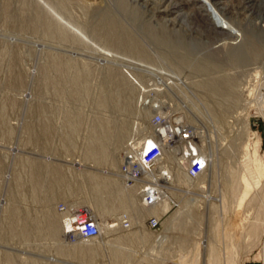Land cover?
I'll return each mask as SVG.
<instances>
[{
	"label": "rangeland",
	"instance_id": "obj_1",
	"mask_svg": "<svg viewBox=\"0 0 264 264\" xmlns=\"http://www.w3.org/2000/svg\"><path fill=\"white\" fill-rule=\"evenodd\" d=\"M63 1L67 10L54 0H0V264H141L144 258L181 264L180 257L192 264L194 244L210 240L218 244L216 264H264V221L256 233L250 230L264 193L258 172L264 167V102L258 98L264 91V0H98L101 6L87 11L80 0ZM107 10L149 62L127 53L120 28L110 42L103 36L109 21L100 11ZM51 15L59 23L48 30L41 23ZM95 23L102 32L88 30L97 29ZM62 25L70 30L67 44L52 38ZM73 33L87 37L86 44ZM102 46L111 57L118 52V60L99 57ZM159 114L194 128L198 153L207 159L199 176L204 182L188 175L186 160L163 140L164 155L147 173L165 211L145 212L137 222L145 240L116 241L109 230L124 219L133 228L120 195L139 187L128 186L120 172L124 156L156 139ZM227 166L245 172L251 186L240 207L224 183ZM111 168L116 187L103 173ZM80 209L110 229L97 238H74L67 233L74 225L67 228L65 221ZM152 217L160 221L157 228L149 226ZM229 226L232 243L225 238ZM179 233L186 234L184 247ZM115 251L131 260H117Z\"/></svg>",
	"mask_w": 264,
	"mask_h": 264
},
{
	"label": "bare ground",
	"instance_id": "obj_2",
	"mask_svg": "<svg viewBox=\"0 0 264 264\" xmlns=\"http://www.w3.org/2000/svg\"><path fill=\"white\" fill-rule=\"evenodd\" d=\"M78 1V0H77ZM81 2H83V4H84V6L83 7H85V8H83L85 11H87V10H89V9H92L93 7H96V5L97 4H100V2H98V0H80ZM183 1H186V0H183ZM102 2V1H101ZM178 2V1H177ZM249 2V1H248ZM54 3L56 4V5H58L60 8H63V10H67L68 9V6H66L65 5V2L63 1V0H54ZM167 3V2H166ZM187 3V2H186ZM179 4V3H178ZM188 4V3H187ZM54 5V4H53ZM81 5V4H80ZM164 5H167V8H165V11H163V12H168L169 13V11H171L172 10V8H170V4H169V6H168V4H164ZM180 5V4H179ZM203 5V4H202ZM210 5V4H209ZM99 6H101V5H97V7H99ZM108 6V5H107ZM200 6V5H199ZM103 7V6H102ZM105 7V6H104ZM175 7V6H174ZM51 8V7H50ZM106 8V7H105ZM197 8V7H196ZM199 8H201V7H198V9ZM205 8V7H204ZM111 9V8H110ZM109 9V10H110ZM164 9V8H163ZM203 9V8H202ZM71 10H72V8H71ZM101 10V9H100ZM109 10H107V11H105V12H103V11H100V12H102V13H104V18H103V16H102V19L103 20H105V22H106V19H108V23H109V26L107 27V25L105 24V22H103L105 25L103 26V27H107L105 30L106 31H104L103 32V36L105 37V38H112V36L115 34V31L118 29L119 30V28L121 29L120 31H121V33L120 34H122L121 36H123V39H125V41L127 42V48H128V54L129 55H131V56H133L134 58H135V60H137V62H140V63H146V62H149V60L151 59V56L146 52V51H144L142 48H141V46H139L138 45V43L134 40V38L133 37H131V35L129 34L130 32H127V31H125V32H123V30H122V23L118 20V18L116 17V15L114 16L113 14H111L110 13V11ZM174 10V9H173ZM201 9H199V10H197V11H200ZM108 11H109V13H108ZM112 12V11H111ZM195 12V11H194ZM56 13V12H55ZM69 13H70V11H69ZM198 13V12H197ZM201 13V12H200ZM199 13V14H200ZM203 13V12H202ZM74 14V13H73ZM84 14L86 15V13L84 12ZM170 14V13H169ZM205 14V13H204ZM203 15V14H202ZM52 16V15H51ZM201 16V15H200ZM101 17V16H100ZM81 18V17H80ZM53 19V20H52ZM58 18L56 17V16H52V18H51V21H48V22H45V23H41L42 25H44V27L46 28V29H48V30H53V29H55L54 28V26L55 25H57V23H59L58 22V20H57ZM62 19V18H61ZM47 20V19H46ZM49 20V19H48ZM95 20H97V19H95ZM99 20V19H98ZM210 20V19H209ZM214 21V20H213ZM212 21V22H213ZM41 22V21H40ZM97 22V21H96ZM99 23H100V20H99ZM96 25H97V29H95V30H90V29H88L92 34L95 32V33H100V32H102V25L101 24H97V23H95ZM101 25V26H100ZM59 27V26H58ZM57 29V28H56ZM124 29V28H123ZM70 30L67 28V27H65V26H61L60 27V29L59 30H57L56 32L54 31V35L52 36V38L54 37V41H55V38H58V41L61 39V40H63L62 42H64V41H66L67 40V37H68V35H69V32ZM53 33V32H52ZM52 33H51V35H52ZM114 33V34H113ZM113 34V35H112ZM73 35H74V37L77 39V40H79L80 42H82V43H85V41L87 42L88 41V38L87 37H79L76 33L74 34L73 33ZM88 35V34H87ZM90 36V35H89ZM50 37V36H49ZM73 38V37H72ZM82 38V39H81ZM107 38V40L109 41V39ZM114 39H116V38H114ZM113 39V40H114ZM111 40V39H110ZM119 40V39H118ZM121 40V39H120ZM110 42V41H109ZM122 42H123V40H122ZM52 43H53V41H52ZM67 44V42H64V44ZM89 43V42H88ZM61 44V43H60ZM64 44H62L63 46H64ZM86 44V43H85ZM114 45V44H113ZM59 46V45H58ZM87 47V46H86ZM63 48V47H62ZM89 48V47H88ZM88 48H86V49H88ZM120 48V47H119ZM47 49V48H46ZM67 49V48H66ZM91 50V49H90ZM88 51H89V49H88ZM123 51V50H122ZM126 51H127V49H126ZM50 52V51H49ZM63 52V51H62ZM98 53V56L99 57H102V58H105V59H117L118 57H117V54H118V52H117V54H115L114 55V57H111L112 56V52H110V50L107 48V47H104V46H102L100 49H99V51L97 52ZM115 53H116V51H115ZM261 53V52H260ZM89 54V53H88ZM121 54V53H120ZM59 55V54H58ZM127 55V54H126ZM55 56H56V54H55ZM59 58V57H58ZM132 58V57H131ZM255 59V58H254ZM118 60V59H117ZM184 60H185V58H184ZM180 61H182V60H180ZM187 61H189V60H187ZM245 61V60H244ZM249 61H251V60H249ZM263 61V60H262ZM183 62V61H182ZM185 62V61H184ZM181 63V62H180ZM183 66V65H182ZM186 67H187V65H186ZM187 69V68H186ZM258 98L259 99H262L263 100V102H264V91H259V94H258ZM264 104V103H263ZM215 110H217V115H220V111L215 107ZM261 111H263L264 112V108L263 109H261ZM262 112V113H263ZM167 130V129H166ZM191 132L193 133V135H194V138H196V134H195V132H194V128H191ZM165 134H166V137L164 138V140L165 141H167L168 140V142H170V136H169V133L167 132V131H165ZM198 139V138H197ZM261 137L259 136V137H257V140H256V143H255V153L257 154V156H259V153H260V148H261ZM168 142L167 143H165V145H167L168 144ZM191 142V144L193 145V147L197 150V152H198V148H197V145H196V143H195V139H193V140H191L190 141ZM171 143V142H170ZM180 143H181V145H180ZM180 143H178V144H176L177 146H173L172 144H170L169 145V150L170 151H173L176 155H179L178 157H180L182 160L184 159L185 160V157L184 156H182V153H181V155H180V153H178V151H181V152H183L184 153V151H189V146H188V141H183V140H181V142ZM181 146L184 148V150H182L181 149ZM143 148V147H142ZM142 148L140 149L141 151H142ZM179 148V149H178ZM96 152H91V154H95ZM107 153V152H106ZM137 155V153H135L133 156H136ZM182 156V157H181ZM165 157V161H169V157H168V155H165L164 156ZM182 160H181V162H182ZM257 160L258 161H260V157H258L257 158ZM112 166V165H111ZM229 166V165H228ZM227 166V169L228 168H230V167H228ZM231 166V165H230ZM224 169V168H223ZM229 170V169H228ZM233 170V168L231 167L230 168V171H229V174L227 175V179H225V184L228 182L230 185H228L227 187H228V189H230V193L233 195V196H236V199H237V203H238V206L240 207L241 206V204L243 203V201L246 199V197L248 196V193H249V191H250V184L247 182V179H246V175H245V172H241V170L239 169V171H238V173L236 172L235 173V171H232ZM171 171V170H170ZM155 172L156 173H159V172H161V173H163L164 174V171L163 170H160V168L159 167H156L155 168ZM258 172H260V176L261 177H264V167L263 168H261V167H258ZM103 173H108V175L113 179L112 180V184L111 185H113L112 187H114L115 185H114V183H117L118 181H117V177H116V175H114L115 174V172L112 170V168L111 169H109V170H105ZM178 173H176V174H172V176H174L175 178L177 177V178H180V175L178 176L177 175ZM171 176V177H172ZM129 177L130 176H126L125 177V180H126V182H127V184H128V186H135V185H138L139 187H136V189H134V194L132 193V192H124L123 193V195H120L121 197H122V200L124 201H122L123 202V204H124V206L126 207V212L130 215V218L132 219V221H133V228L131 229V230H129V228H130V226H129V228H127V227H125L123 224L121 225V226H119V228H114L113 230H109L110 229V223L107 225V224H105V225H103V221H100L99 220V218L95 215V216H93L95 219H96V221H98V225H99V228H100V231L102 232L105 228L107 229V231L109 230V232L110 233H112V235H113V238L116 240V241H123V242H127V241H134V242H136V241H139V239H142V240H145L144 239V231L141 229V227H139L138 225H137V222L140 220V218L142 217V215H144L145 214V212H147V213H149V214H156V215H161V214H163V212L165 211V206L163 205V203H157V201L159 202V200H158V193L156 192V198H157V200L154 202V203H152V205L149 207V208H146L145 206H144V203H149L148 202V200L147 199H145V197H146V193L142 190V189H144L145 188V186H147V189H153V188H156V187H153V186H151V184L153 183V179H152V176H150L149 175V173H147L146 174V176H144V180H145V178H147V179H150V181H152V182H145L143 179H135L134 181H133V183L132 184H130L129 183ZM159 178V180L158 179H155L156 180V182L157 181H162L163 182V179H160V177H158ZM200 178H202V177H199L198 179L200 180L199 182H201V184H200V186L202 185V182H204V180L203 181H201L202 179H200ZM226 178V177H225ZM102 179V178H101ZM181 180V179H180ZM103 181H104V178H103ZM227 181V182H226ZM125 182V183H126ZM179 182V181H178ZM107 183V182H106ZM197 183H198V180H197ZM232 183V184H231ZM204 184V183H203ZM225 184H224V186H225ZM118 185V184H117ZM155 186V185H154ZM199 186V185H198ZM116 187V186H115ZM225 189H227L226 187H224ZM199 190V189H198ZM148 191V190H147ZM229 191V190H228ZM138 192H139V195H138ZM121 194V193H120ZM231 195V196H232ZM160 197V196H159ZM97 202V201H96ZM102 202V201H101ZM144 202V203H143ZM121 204V203H120ZM257 204L259 205V211H263V209L262 208H264V193H263V195H262V198H261V200H259L258 202H257ZM124 206H123V208H124ZM122 207V206H121ZM125 209V208H124ZM80 210H82V209H80ZM105 210V209H104ZM83 212H86V211H84V210H82ZM258 211V214H257V217L256 218H254L255 220L254 221H252V226H250L249 228H250V230H252V233H253V231H255V233H256V230H258V227H259V225H260V227L262 226L261 225V222H263L264 221V218L262 217V215H263V213H261V212H259ZM76 212V210L70 215H67V216H69V220H67V221H65V223H66V227L68 228L69 226H71V224H72V222H73V220H74V218H75V216L77 215V213L79 212L78 210H77V212ZM69 213H70V211H69ZM88 215H89V212H86ZM49 214V213H48ZM65 216V215H64ZM264 216V215H263ZM51 219V218H50ZM52 220V219H51ZM53 223V222H52ZM64 223V224H65ZM57 223H55V221H54V223H53V230H51V231H53L54 232V234H56L57 232H59L58 230V226L56 225ZM119 225V224H118ZM60 226H62V225H60ZM107 226V227H106ZM65 227V228H66ZM105 227V228H104ZM104 228V229H103ZM70 229V228H69ZM72 229V228H71ZM239 229V228H238ZM68 230V229H67ZM227 234H225V238H226V240H228V241H231V243H232V240L236 237L234 234L232 235V233H231V227L229 226V227H227ZM50 231V230H49ZM50 231V232H51ZM182 232H187L188 231V229H183V230H181ZM100 232V233H101ZM105 232V231H104ZM109 232H108V234H109ZM237 232H238V230H237ZM236 232V233H237ZM103 233V232H102ZM249 233H250V231H249ZM179 235H181L182 237V240L180 241V242H178V246H182V247H184V245L185 244H187L186 242H187V240L184 242V238L186 239V234H180L179 233ZM238 235V234H237ZM101 236V235H100ZM144 236V237H143ZM98 237V236H97ZM97 237H95V238H97ZM211 237V236H210ZM209 237V238H210ZM212 239V238H211ZM213 240V239H212ZM228 241L226 242V243H228ZM229 244V243H228ZM218 245V244H217ZM217 245H215V243H213V242H211V240L210 241H199V242H196L195 244H194V253H193V263L192 264H200V262L201 261H203L204 263L203 264H216L218 261H219V252H218V246ZM227 245V244H226ZM226 252H227V254H228V262H233V259H232V257H233V254H234V249L232 248V245H229V246H227V250H226ZM112 253V252H111ZM114 254L113 255H116L115 257H116V259L118 260L119 258H121V259H123L125 262H129L130 260H131V257H130V255L129 254H123V253H117V251H115V252H113ZM75 254V253H74ZM112 255V254H111ZM76 257V256H75ZM186 257V256H185ZM181 259H180V263L181 264H186V263H188V261H187V258H183V257H180ZM190 259H191V257H190ZM187 261V262H186ZM190 261V260H189ZM162 262V261H161ZM161 262H159V261H152L151 262V260H149V259H147V258H144L140 263L141 264H160ZM61 263V262H60ZM163 264H165V263H163ZM177 264H179V263H177ZM189 264V263H188Z\"/></svg>",
	"mask_w": 264,
	"mask_h": 264
},
{
	"label": "built area",
	"instance_id": "obj_3",
	"mask_svg": "<svg viewBox=\"0 0 264 264\" xmlns=\"http://www.w3.org/2000/svg\"><path fill=\"white\" fill-rule=\"evenodd\" d=\"M176 123L177 121L173 123L166 120L162 114L155 116L153 118V126L156 128L154 132L155 136H157L156 139L148 142L147 147L145 148L146 150L141 151L139 147L136 152L130 151V154L124 156V162L120 172L125 176H130L128 180L130 184H132L135 179H143L147 172L151 171L152 166L163 157L165 152L163 145V140L166 137L165 131L169 133L170 142L173 146H177L176 144L180 143L181 140L189 142V151H184V153L178 151L180 155L182 153L188 163V175L197 178L206 173L208 168L207 159L201 156L191 144L190 141L195 139L191 132V128L188 127L189 125L185 122H183L184 124H181V126L179 124L175 125ZM135 153H137V155L133 156ZM144 181L150 183L153 180L150 181V179L145 178ZM154 182L155 181H153V183ZM142 190L146 193L145 199L148 200L149 204H152L157 200V188L147 189V186H145ZM61 209L65 210V208ZM78 211L79 212L72 222L75 230H71L67 233H70L74 238L77 237L82 239H92L99 236L100 228L98 221L86 212H83L82 210ZM159 224L160 221L158 218L152 217L149 219V226L151 228H157ZM129 225L130 222L128 219H124V226L128 227Z\"/></svg>",
	"mask_w": 264,
	"mask_h": 264
}]
</instances>
